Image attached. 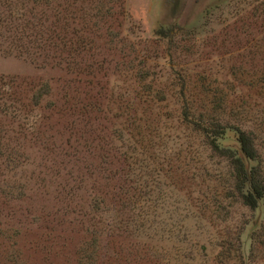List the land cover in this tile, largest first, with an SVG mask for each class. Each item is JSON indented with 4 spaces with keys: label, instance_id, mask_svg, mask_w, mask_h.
I'll use <instances>...</instances> for the list:
<instances>
[{
    "label": "rangeland",
    "instance_id": "1",
    "mask_svg": "<svg viewBox=\"0 0 264 264\" xmlns=\"http://www.w3.org/2000/svg\"><path fill=\"white\" fill-rule=\"evenodd\" d=\"M104 8L76 21L66 0H0V264H243L254 214L182 113L245 126L264 159V0Z\"/></svg>",
    "mask_w": 264,
    "mask_h": 264
},
{
    "label": "trees",
    "instance_id": "2",
    "mask_svg": "<svg viewBox=\"0 0 264 264\" xmlns=\"http://www.w3.org/2000/svg\"><path fill=\"white\" fill-rule=\"evenodd\" d=\"M111 1L112 0H66V3L68 4V6L77 8L74 11L75 15L76 13L81 11L82 18L85 20V17H87L85 16V14H88V9H90L91 7L92 10H95V12L94 15L90 16L89 19L93 20L94 17L102 18L105 16L104 12L106 11V8H104V6L108 7ZM6 4L9 5L7 6L10 10L9 14H13L18 17L26 15L25 13L18 12L17 10L19 9L20 11H22V9H24L25 7L23 4L19 8H13V5L11 6L8 1L6 2ZM28 10L33 9L30 8ZM65 10L67 11L68 9L66 8ZM25 12L27 13V10H25ZM109 17L111 16L109 15ZM72 18L76 19V21L80 19L77 15L73 16ZM38 20L40 26L42 27V17H39ZM98 20L100 21V19ZM24 23H27V26L32 23V21L24 19L22 24ZM32 24L33 27H36L38 25V23L36 22H33ZM165 28L168 29L167 25L163 24L158 31V35L160 38H166L165 41H167L170 36L164 31ZM92 31L93 30H91V33ZM76 33L78 39L80 37L82 43V40L85 39L83 30H81V33L80 31H76ZM50 38V41H52L54 40L55 36H50ZM78 39L76 42L78 46H75V48H71V52H78L79 50V52L82 51V49L80 48L81 43L78 42ZM69 41L68 44L72 46L75 44L74 42L69 43ZM42 45H44V41L38 43V46H36L35 48L45 49L46 46ZM66 62L70 67L72 64L76 63L75 65H77L78 63L71 60H66ZM82 63L83 62H81V64ZM91 67L92 66L89 65L87 69L86 65V73H90L89 70ZM11 86L12 85L10 84V82H0L1 99L4 100L5 95V101H8L7 98H9V94L11 93H9V91L11 90ZM46 86L48 87V85ZM46 86L43 84V86L39 87V90L35 92L37 94L36 96L40 97V95L43 94L42 87ZM230 96L231 95H228V97ZM186 102L187 101L184 100V109L182 113L184 121L187 123L195 122L206 140L205 142L208 149L211 150L212 153L216 154V156L224 158V162L228 164L231 170L230 188L236 196L237 205L241 208L247 209L249 212L254 214L253 218H251L250 221H247L243 224L242 230L237 236L236 244V247L240 254L239 260H241L243 264H253L255 262V250H257L258 248L256 246L257 242L259 243V238L261 237V235L264 236V232L262 233V230H264V222L262 221V213L264 212V159L258 149L255 138L251 135V132L245 128V126L233 124L230 118L227 119L225 116L222 118H216L213 114L214 112H207V117L202 115L201 119L199 118V120L197 121L192 116V113L190 111L191 109L189 105L186 104ZM248 241H250V243ZM248 245L249 251L247 249Z\"/></svg>",
    "mask_w": 264,
    "mask_h": 264
}]
</instances>
